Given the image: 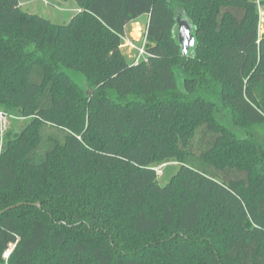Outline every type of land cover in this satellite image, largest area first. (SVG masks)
I'll return each instance as SVG.
<instances>
[{
  "label": "trees",
  "instance_id": "obj_1",
  "mask_svg": "<svg viewBox=\"0 0 264 264\" xmlns=\"http://www.w3.org/2000/svg\"><path fill=\"white\" fill-rule=\"evenodd\" d=\"M72 1L57 23L0 0V108L26 118L0 149V264L10 242L8 264H264L257 2Z\"/></svg>",
  "mask_w": 264,
  "mask_h": 264
},
{
  "label": "rangeland",
  "instance_id": "obj_2",
  "mask_svg": "<svg viewBox=\"0 0 264 264\" xmlns=\"http://www.w3.org/2000/svg\"><path fill=\"white\" fill-rule=\"evenodd\" d=\"M258 4V8L260 11V33L264 32V4L261 2V0H255ZM21 5L23 8L28 9L31 12L40 13L49 19H51L54 22L57 23H64L69 20V17L74 14V11L71 9L75 7V3L72 0H65L63 2L57 1V0H21ZM66 9V10H64ZM148 17H142L140 18L138 23H134L132 25H139L141 27L140 34L134 39L131 38V33L133 32V29H130V33L127 35L128 40H134L135 43L141 44L143 41V38L145 37V31H146V24H147ZM124 52L126 53L129 60L133 61L135 59V52H131L127 47L123 48ZM178 80L181 83L183 80V76L179 73L178 74ZM1 112H5L3 109L0 108ZM8 112V111H7ZM8 129L10 130L14 126L16 127V130H19L22 125L24 124V121H26V118H18L14 115L8 114ZM7 129V130H8ZM257 137L260 136L259 129L254 130ZM177 165L175 163L170 164L168 167L164 168V174L162 176H159V181L163 185L167 183V181L172 177L173 174L177 171Z\"/></svg>",
  "mask_w": 264,
  "mask_h": 264
},
{
  "label": "built area",
  "instance_id": "obj_3",
  "mask_svg": "<svg viewBox=\"0 0 264 264\" xmlns=\"http://www.w3.org/2000/svg\"><path fill=\"white\" fill-rule=\"evenodd\" d=\"M145 37L143 38V41L141 44H137L134 42V40H128L127 36L124 35L122 37V45L121 47H127L130 49L131 52H135V59L134 62H139L141 59L147 58L150 54L146 49V32ZM8 129V115L5 112L0 111V149L3 145L4 136ZM167 165V163L162 164L158 167H156V172L158 176H162L164 174V167ZM17 245V242H10L8 244V247L3 253V258L5 259V264H8V260L15 249Z\"/></svg>",
  "mask_w": 264,
  "mask_h": 264
},
{
  "label": "water",
  "instance_id": "obj_4",
  "mask_svg": "<svg viewBox=\"0 0 264 264\" xmlns=\"http://www.w3.org/2000/svg\"><path fill=\"white\" fill-rule=\"evenodd\" d=\"M192 28L193 26L189 22L188 18H178V38L184 55H186L190 48L195 45V35L192 32Z\"/></svg>",
  "mask_w": 264,
  "mask_h": 264
},
{
  "label": "crops",
  "instance_id": "obj_5",
  "mask_svg": "<svg viewBox=\"0 0 264 264\" xmlns=\"http://www.w3.org/2000/svg\"><path fill=\"white\" fill-rule=\"evenodd\" d=\"M57 1H61V2H63V1H65V0H57ZM71 9L74 11V13L80 11V9L77 8L76 6L73 7V8H71ZM64 10H66V9H64ZM144 17H145V16H144ZM141 18H142V17H141ZM139 20H140V19L135 20V21H132L131 23H129V24L127 25V27H126V36L130 33V29H131V28L133 29V32L130 34L132 39H134V37H136V35L138 36V35L140 34L141 27H140L139 25H137V24L132 25V24H134L135 22L138 23V24H140ZM147 25H148V20H147L146 28H147ZM133 36H134V37H133ZM121 48H122V50H123L124 47H121ZM128 49H129V48H128ZM129 50H130V49H129ZM123 52H124V50H123ZM124 53H125V52H124ZM125 54H126V53H125Z\"/></svg>",
  "mask_w": 264,
  "mask_h": 264
}]
</instances>
